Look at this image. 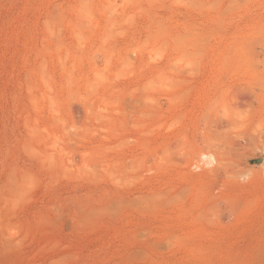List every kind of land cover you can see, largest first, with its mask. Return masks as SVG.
Instances as JSON below:
<instances>
[{
	"label": "rangeland",
	"instance_id": "1",
	"mask_svg": "<svg viewBox=\"0 0 264 264\" xmlns=\"http://www.w3.org/2000/svg\"><path fill=\"white\" fill-rule=\"evenodd\" d=\"M0 264H264V0H0Z\"/></svg>",
	"mask_w": 264,
	"mask_h": 264
},
{
	"label": "bare ground",
	"instance_id": "2",
	"mask_svg": "<svg viewBox=\"0 0 264 264\" xmlns=\"http://www.w3.org/2000/svg\"><path fill=\"white\" fill-rule=\"evenodd\" d=\"M226 115V114H225ZM233 120V119H232ZM236 121V120H235ZM233 123V122H232ZM238 124H239V122H238ZM233 125V124H232ZM237 125V124H236ZM238 126V125H237ZM258 162H261V157H258V158H250L249 160H248V163H258Z\"/></svg>",
	"mask_w": 264,
	"mask_h": 264
},
{
	"label": "water",
	"instance_id": "3",
	"mask_svg": "<svg viewBox=\"0 0 264 264\" xmlns=\"http://www.w3.org/2000/svg\"><path fill=\"white\" fill-rule=\"evenodd\" d=\"M247 162V161H246Z\"/></svg>",
	"mask_w": 264,
	"mask_h": 264
}]
</instances>
